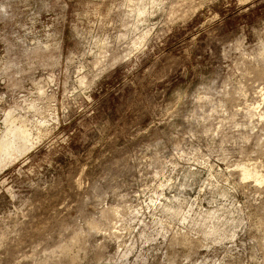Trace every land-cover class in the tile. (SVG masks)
I'll return each mask as SVG.
<instances>
[{"label": "rangeland", "instance_id": "obj_1", "mask_svg": "<svg viewBox=\"0 0 264 264\" xmlns=\"http://www.w3.org/2000/svg\"><path fill=\"white\" fill-rule=\"evenodd\" d=\"M0 264H264V0H0Z\"/></svg>", "mask_w": 264, "mask_h": 264}, {"label": "bare ground", "instance_id": "obj_2", "mask_svg": "<svg viewBox=\"0 0 264 264\" xmlns=\"http://www.w3.org/2000/svg\"><path fill=\"white\" fill-rule=\"evenodd\" d=\"M7 145H8V144H7ZM9 145H10V144H9ZM18 145H19V144H18ZM21 145H22V143H21ZM22 146H23V145H22ZM22 146H21V147H22ZM25 146H26V145H25ZM4 147H5V146H4ZM18 147H19V146H18ZM23 147H24V146H23ZM23 147H22V148H23ZM10 149H11V148H10ZM7 151H8V150H7ZM248 173H249V172H248ZM248 173H247L246 171L244 172V174H246V175H248V176H249V174H248Z\"/></svg>", "mask_w": 264, "mask_h": 264}]
</instances>
